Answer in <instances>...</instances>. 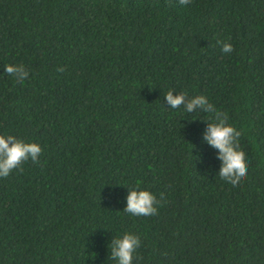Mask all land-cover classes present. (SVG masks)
Returning a JSON list of instances; mask_svg holds the SVG:
<instances>
[{"label": "trees", "instance_id": "obj_1", "mask_svg": "<svg viewBox=\"0 0 264 264\" xmlns=\"http://www.w3.org/2000/svg\"><path fill=\"white\" fill-rule=\"evenodd\" d=\"M168 91L241 131L238 186ZM0 135L43 150L0 178V264H116L125 232L133 264H264V0H0ZM132 188L156 215L124 211Z\"/></svg>", "mask_w": 264, "mask_h": 264}, {"label": "clouds", "instance_id": "obj_2", "mask_svg": "<svg viewBox=\"0 0 264 264\" xmlns=\"http://www.w3.org/2000/svg\"><path fill=\"white\" fill-rule=\"evenodd\" d=\"M178 2L181 5H187L190 0H178ZM233 51V46L230 43L222 44L223 53L230 54ZM4 71L19 83H23L29 76V72L23 65L8 64L4 67ZM58 71H64V69L60 68ZM165 97L168 107L172 109L183 106L187 113L209 114V119H205L209 123L204 139L219 150L218 155L222 163L218 175L232 186H238L248 172L245 152L240 148L241 131L228 123L227 114L216 109L204 95H196L186 101L185 94L173 95V91H168ZM42 151V147L38 143L25 142L13 135L7 137L0 135V178L8 177L16 169L22 170V164L28 160L39 163ZM157 204L159 201L150 191L132 188L129 189L124 211L137 217L153 216L158 212ZM140 244V238L136 234L125 232L122 236L111 240L109 244L110 257L116 264H133V254Z\"/></svg>", "mask_w": 264, "mask_h": 264}]
</instances>
